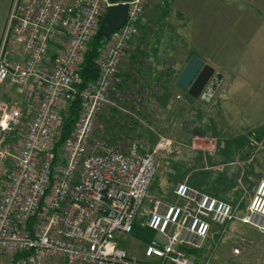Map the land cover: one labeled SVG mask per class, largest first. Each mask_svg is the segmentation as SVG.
Returning <instances> with one entry per match:
<instances>
[{
	"label": "built area",
	"instance_id": "obj_1",
	"mask_svg": "<svg viewBox=\"0 0 264 264\" xmlns=\"http://www.w3.org/2000/svg\"><path fill=\"white\" fill-rule=\"evenodd\" d=\"M147 2L11 0L0 36V85L14 84L15 94L33 105L26 116L0 99V256H9L10 264H213L231 221L264 235V171L244 214L241 199L220 198L189 181L174 184L172 202H145L156 156L172 155L174 145L163 135L153 145L141 136L155 88L147 72L133 80L148 59H134L130 83L116 86L126 55L137 54ZM118 4L127 5L125 23L100 49L97 78L78 90L90 38L106 8ZM138 46L144 53L146 44ZM172 65L165 64L166 73ZM76 98L73 129L58 143ZM137 220L154 232L142 258L116 238L131 233ZM244 244L250 241L238 236L232 253Z\"/></svg>",
	"mask_w": 264,
	"mask_h": 264
},
{
	"label": "rangeland",
	"instance_id": "obj_2",
	"mask_svg": "<svg viewBox=\"0 0 264 264\" xmlns=\"http://www.w3.org/2000/svg\"><path fill=\"white\" fill-rule=\"evenodd\" d=\"M158 1L159 0H148L140 20L139 30L140 25H144L146 27L147 33L150 34L148 38L151 44H154L157 47H160L161 44V46L166 45L168 47L175 48L177 51V56L175 58L173 54L171 55L172 59L170 58V60L174 62L173 65L171 64L172 67L168 73L169 78H166L170 83H172L171 89L166 88L165 91L163 76H160L158 78L159 86H157L158 88L156 87V90L159 92H155L156 95L158 93L160 94L162 91L163 93L165 92L161 97H168L167 95H169L171 97L169 99L170 102L167 106L164 104H167L168 101L163 103L159 102L158 105L157 101L155 102L154 100L153 102V100L149 98V102L145 106L144 114L146 112L149 113L154 120H148L143 116L144 124L141 126V136L144 139H147L146 136L149 135L150 139L153 140H157L159 135L169 137L173 142L174 148L172 155L158 154L156 156V173L147 192L145 202H147L148 198L154 197H161L172 202L175 200L171 194L175 182L190 181L192 177L202 181L204 178H207V183L211 185V188H215L213 191L217 192V189L224 190V193L229 194L231 198L235 200V202H238L241 199V209L239 210V213L244 214L246 212L244 209L249 204L253 189L255 185L258 184L264 171L263 166H258V164L264 162V153L263 156H261V153L256 154V152L253 151L255 144L254 139L258 138L256 137L258 129L249 127L250 124L245 121V116L241 112L235 114V119L232 120V122H227L223 126L222 131L225 139L228 141V138L231 136L234 137L232 144L228 145L224 152H216L215 154L207 155L210 163L218 164L217 162L219 158H221L220 160H225L224 162H226V166L221 168V170L224 171V178L219 177V182H217V171H219L218 168H210L205 163L202 164V160L206 161V157L202 155L201 151H199L200 149L196 148L203 146L208 147L209 144L206 142V140H200V137L199 139H195L194 135L195 131L199 132L202 126L216 129L215 124L216 126L218 123L220 125L222 124L221 122H223V119L217 115L218 105H216L214 101L211 104V102L207 100L206 97L215 96L217 94L216 91H219V83L222 81L223 77L221 74L220 80L214 83L216 86L215 88H213L212 84L211 86L208 84L204 89L205 93L201 91L200 96L198 97H194L187 93L186 90H182L174 85V81L184 66L187 53L192 50V46H190L192 40L190 37L189 39L185 40L184 37L186 35L184 33L186 32V29L188 31L191 29L193 31V35L198 37L197 32L200 31L199 29L196 31L195 28L193 30L191 28V24L179 22V18L172 10L174 4H171L169 0H167V4L171 6L170 13H172V11L173 13L164 20L160 18V12L158 13L159 9L157 10L156 7L158 4L155 5V3ZM205 1L206 0H204V3ZM164 3L165 2L161 1L159 5L164 6ZM162 6H160L161 10H163ZM154 7H156V9ZM242 9L246 12H257V8L248 5L246 1L242 2ZM244 11H242L244 15L242 19L247 23L245 26H242L240 30L241 32L247 31V37L249 40L248 44L244 43V50L237 49L235 47V42L238 41L237 37L239 33L235 34L230 40V49L232 51L231 54L235 55L236 51L244 52L243 61H238V58L236 57L233 58V60L231 59L228 61V66H230L232 63L233 66H238L242 75L245 74L244 67H248L249 71L250 67L256 64L255 60L251 59L252 57L249 56L253 53V51H250L249 48H254L255 46L257 49H259L261 52V60H264V6L256 18V24H250V21H255V18H247L245 15L248 14ZM212 22L215 25H218L216 18H214ZM205 24L208 30L207 21L204 23V25ZM255 29H257L256 31H258L259 34H261L257 40L254 39ZM231 33H233V30H231ZM222 34L223 32H221V35ZM158 39H160V44ZM136 43L137 42L135 41L134 44ZM145 48L146 50H144V53L149 52L148 58L150 59L151 49L149 46ZM181 49H183L184 53H182ZM197 53L199 54V51H197ZM212 56L216 58L217 62H225L221 61L215 52L212 54ZM160 59L162 58L160 57ZM147 61L148 64L142 67V69L144 72H148L149 83L154 84L153 81L156 79V74L153 73L151 68L153 64H150L149 60ZM147 67H149V69H146ZM166 72L167 71L164 70V74ZM227 76H229L231 81V74L228 73ZM167 80H165L166 83ZM12 87L15 89L14 84L7 85L4 83L3 85H0V99L11 100L12 103H14L23 111L24 115L28 116L31 113V106L33 103L31 101H27L24 96H17L15 93L13 94L8 92L10 89H12ZM211 89L213 90L212 93L210 92ZM250 90L251 89L248 88L242 89L243 95H248ZM237 106L241 107L242 105ZM258 106L253 105L252 107L260 108ZM215 113L218 120L216 119ZM209 116H212L215 120L211 121ZM148 126L157 133L155 134L151 130H147ZM258 139H261V135ZM148 142L149 145H151V141L148 140ZM245 147H251L252 152L248 153ZM204 172H207V174H203ZM202 188L207 190L209 187L204 186ZM207 191L210 193L213 192L211 190ZM214 195L220 197L218 194ZM136 222L139 224L140 221L137 220ZM216 228L219 229L217 226ZM226 228L228 232L224 234L220 240L221 248L226 246L229 249H232V246L237 245L238 243L237 236H244L246 239L251 241V245H242L243 251L242 249L237 248L238 252L242 251L239 254L241 255L240 257H242V262L245 264H253L254 259L257 260V262L264 260V235L259 234L253 226L241 223L236 220L231 221ZM116 238L119 242V245L125 248L128 254L137 258L143 257L142 249L144 242L136 238L133 234L117 232ZM10 260V257L7 258L0 256V261H2V264H10Z\"/></svg>",
	"mask_w": 264,
	"mask_h": 264
},
{
	"label": "crops",
	"instance_id": "obj_3",
	"mask_svg": "<svg viewBox=\"0 0 264 264\" xmlns=\"http://www.w3.org/2000/svg\"><path fill=\"white\" fill-rule=\"evenodd\" d=\"M161 1L162 0H159L158 2L155 3V5L158 4V6L156 7L157 10L159 9L158 13L160 12L159 13L160 18L164 20L174 11L177 17L179 18V22L191 24V28L193 30L195 28L196 31H198V29L200 31L197 32L198 37L193 35V31L191 29L190 31L186 29V32L184 33L186 35L184 37L185 40L189 39V37L192 40V43L190 44V46H192L191 47L192 50H190L187 53V58L185 59L184 65L186 64L190 56L196 55L201 59H203L204 62L211 64L214 67L215 71L222 74L223 77L222 81L219 83V91L215 90L217 94L215 96L206 97L207 100L211 102V104L214 101L216 105H218L217 115L223 119V122H221L222 123L221 125L218 123L216 126L215 124L216 129L202 126L199 132L195 131V135H194L195 139H199L200 137L201 138L200 140H206V142H208L209 144L208 147L203 146L196 148L200 149L199 151H201L202 155L206 157V161L202 160V164L205 163L210 168H216V167L218 168L219 171H217V182H219L220 179L219 177L222 176V178H224V171L221 170V168H224V166H226L225 165L226 162H224L225 160H220L221 158H219L217 162L218 164L210 163L207 155L215 154L216 152H222V151L224 152L227 146L232 144L234 137L231 136L230 138H228L229 140L227 141L224 137L222 129L227 122H232V120L235 119V114H237L238 112H241L245 116V121L250 124L249 127L258 129L257 130L258 135L256 134V137L259 138L261 135V139L258 138L254 139L255 144L253 151H255L256 154L261 153V156H263L264 153V60H261V52L255 46L254 48H249V50L253 51V53L248 55L252 57V58L250 57L251 59L255 60L256 64L251 66L249 71H248V67L247 68L244 67V72H245L244 75L240 73V69L238 68V66L236 65L233 66V63L230 66H228V61H230L231 59L233 60V58L235 57L238 58V61L240 62L243 61L244 52L236 51L235 55L231 54L232 51L230 49V40L233 38V36L239 33L237 37L238 41L235 42V47L237 49L244 50L243 49L244 43L248 44L249 41L247 37V31L241 32L240 30L241 27L245 26L247 23L242 19V17L244 16L242 12L244 11L242 9V2L246 1L248 5L257 8L256 13H254L253 11L252 12L244 11L248 14L245 15L247 18L249 19L255 18V21H250V24L252 25L254 23L256 24V18L258 17V14L261 12L262 7L264 6V1L263 0H206L204 3V0H169L171 4L172 3L174 4L172 8L173 10L172 13H170L171 6H169L168 10L160 9V6H162L159 5ZM10 3L11 0H0V17H1L0 36L2 33V29L4 27L5 20L7 18ZM156 7L154 8L156 9ZM214 18H216L218 25H215L212 22ZM206 21L208 24V30L206 28L207 27L206 24L204 25ZM231 30H233V33H231ZM256 30L257 29H255L254 32L255 40H257L261 36V34H259L258 31ZM140 32L141 33L137 35V37L135 38V41L137 43L134 44V46L137 49V54L126 55L122 69L117 76L118 80L121 79L122 81H124V87H126L130 83L131 73L128 70V67L133 63L134 59H137L138 56H141L143 57V59L147 58L150 64L151 63L153 64L151 68L153 70V73L156 74L155 75L156 79L159 78L160 76H163L164 85H166L164 89L166 88L171 89L172 83H170L168 80L167 83L165 81L166 78L168 77L167 75L169 72L164 74V69H165V64L168 61H170V63L173 64L174 61H171L170 58L172 59L171 57L172 54L176 58L177 51L175 50V48H171L166 45L161 46L160 39H158L160 47L151 44L148 38L150 34L147 33L146 27L144 25H140ZM221 32H223L222 35ZM142 43L143 44L145 43L147 46L150 47L151 49L150 59L148 58L149 52L146 53L138 52V48H139L138 45ZM181 50L182 53H184L183 49ZM197 51H199V54L197 53ZM214 52L217 53L221 61H225V62H217L216 58L212 56ZM160 57L162 59H160ZM228 73L231 74V81L229 79V76H227ZM143 74L144 71L142 72L140 71L139 77L134 79L133 82H137L138 80H140ZM153 83H155V81H153ZM5 84L11 85L7 82ZM121 87L122 86L118 82L116 89H121ZM149 87H151L152 89L155 88L154 91L149 93V98L153 100V102L154 100L155 102L157 101L158 105L159 102L163 103L168 101L167 104H164L167 106L168 103L170 102L169 99L171 97L170 96L161 97L162 94L165 93V92L163 93V91L160 94L158 93L156 95L155 92H159V91H157L156 86L151 85V83H149ZM244 88L251 89L248 95L246 96L243 95L242 93V89ZM204 89L202 92L205 93ZM252 89H256V90H252ZM212 91L213 90L211 89L210 92L212 93ZM8 92H11L13 94L15 93L13 87ZM237 105H242V106L238 107ZM253 105L255 106L260 105L258 106L260 108L252 107ZM217 115H216V119L218 120ZM144 117H146L148 120L153 119V117H151V115L147 112L144 114ZM209 119L211 121L215 120L212 116H209ZM246 150L248 151V153L252 152L251 147H247ZM258 166L264 167V162L258 164ZM256 186L257 184L255 185L253 192ZM217 193H222V195L227 199L234 200L233 198H231L229 194L224 193V190L217 189ZM234 247L235 245L232 246V248ZM241 252L234 254L232 253V249H229L226 246L224 248H221L220 240H219L218 245L216 247V251L214 252L215 255L213 259V264H225V263L245 264L242 262L243 260L242 257H240L241 255H239ZM2 257L9 258V256H4V255ZM263 261L264 260L257 262V260L254 259L253 264H263L264 263Z\"/></svg>",
	"mask_w": 264,
	"mask_h": 264
},
{
	"label": "trees",
	"instance_id": "obj_4",
	"mask_svg": "<svg viewBox=\"0 0 264 264\" xmlns=\"http://www.w3.org/2000/svg\"><path fill=\"white\" fill-rule=\"evenodd\" d=\"M162 1L165 2L164 3L165 7L162 6L163 9L168 10L169 4H167V0H162ZM105 40L106 39L102 40L101 37H96L95 34L90 39V41L88 43V48L83 55L84 58H83V62H82V67H81V70L79 72L80 82L76 85L78 90L83 89L87 83H89V82H91L97 78L98 68L96 66V59L99 56V51L102 48L103 44L105 43ZM154 81H155V83L153 85L159 86L158 78L154 79ZM118 82L122 87H124V81L119 79ZM174 85H175V81H174ZM165 86L166 85H164V87ZM165 91H166V89H165ZM167 96H169V95H167ZM79 105H80L79 99L76 98L71 103L70 107H68V109L65 111V114L63 117V125L61 128V136H60L58 143L63 141L65 139V137L69 136V134L71 133L75 119H76L78 111H79ZM146 138L151 141V145H153L156 142V140L150 139L149 135H147ZM203 174L206 175L207 172H204ZM220 178H222V177H220ZM192 180H193V183H192ZM189 183L191 185L203 190V191H206V192H208L207 190H211V191L215 190V188H211V185L207 183V178H204V180L202 181V180H199V179L192 177L190 179ZM204 186L209 187L210 189L206 188L207 190H205L204 188H202ZM210 194H213V195L218 194L220 197L226 198L222 195V193H217L216 191H213ZM233 202H235V200H233ZM131 234H133L136 238L140 239L142 242H146L151 237L154 236V232L152 230H150L146 227H141L137 222L134 223ZM16 257H18V255Z\"/></svg>",
	"mask_w": 264,
	"mask_h": 264
},
{
	"label": "water",
	"instance_id": "obj_5",
	"mask_svg": "<svg viewBox=\"0 0 264 264\" xmlns=\"http://www.w3.org/2000/svg\"><path fill=\"white\" fill-rule=\"evenodd\" d=\"M126 11V4L108 6L100 19L96 37L104 40L112 31L121 28L126 20ZM214 72V67L200 57L192 55L177 76L175 85L186 90L190 95L198 97L208 84H212L213 88L216 87L212 81L220 80L221 74H214Z\"/></svg>",
	"mask_w": 264,
	"mask_h": 264
},
{
	"label": "flooded vegetation",
	"instance_id": "obj_6",
	"mask_svg": "<svg viewBox=\"0 0 264 264\" xmlns=\"http://www.w3.org/2000/svg\"><path fill=\"white\" fill-rule=\"evenodd\" d=\"M215 73H219V72H216V71H215L214 74H215ZM219 74H220V73H219ZM212 82H213V83H216L217 81H212Z\"/></svg>",
	"mask_w": 264,
	"mask_h": 264
},
{
	"label": "clouds",
	"instance_id": "obj_7",
	"mask_svg": "<svg viewBox=\"0 0 264 264\" xmlns=\"http://www.w3.org/2000/svg\"><path fill=\"white\" fill-rule=\"evenodd\" d=\"M203 91V90H202ZM200 96V95H199Z\"/></svg>",
	"mask_w": 264,
	"mask_h": 264
}]
</instances>
